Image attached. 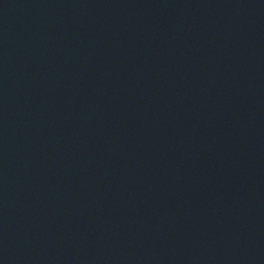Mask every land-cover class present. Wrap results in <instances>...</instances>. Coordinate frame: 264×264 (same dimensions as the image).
Instances as JSON below:
<instances>
[{"label":"water","instance_id":"1","mask_svg":"<svg viewBox=\"0 0 264 264\" xmlns=\"http://www.w3.org/2000/svg\"><path fill=\"white\" fill-rule=\"evenodd\" d=\"M0 264H264V0H0Z\"/></svg>","mask_w":264,"mask_h":264}]
</instances>
